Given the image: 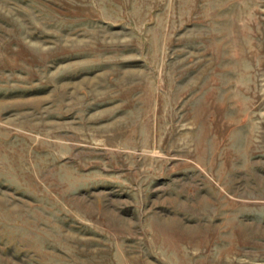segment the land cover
<instances>
[{
    "label": "rangeland",
    "instance_id": "obj_1",
    "mask_svg": "<svg viewBox=\"0 0 264 264\" xmlns=\"http://www.w3.org/2000/svg\"><path fill=\"white\" fill-rule=\"evenodd\" d=\"M0 264H264V0H0Z\"/></svg>",
    "mask_w": 264,
    "mask_h": 264
}]
</instances>
